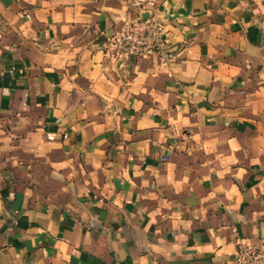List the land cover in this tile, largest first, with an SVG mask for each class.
Listing matches in <instances>:
<instances>
[{
    "label": "crops",
    "instance_id": "0c3cea01",
    "mask_svg": "<svg viewBox=\"0 0 264 264\" xmlns=\"http://www.w3.org/2000/svg\"><path fill=\"white\" fill-rule=\"evenodd\" d=\"M147 1L170 67L106 50L118 1L0 0V264L264 245V0Z\"/></svg>",
    "mask_w": 264,
    "mask_h": 264
},
{
    "label": "built area",
    "instance_id": "2783aa9c",
    "mask_svg": "<svg viewBox=\"0 0 264 264\" xmlns=\"http://www.w3.org/2000/svg\"><path fill=\"white\" fill-rule=\"evenodd\" d=\"M118 1L137 11V18L107 40L106 50L123 57L149 59L162 67H170L174 55L166 46V23L159 9L147 0ZM142 12H150L146 19ZM236 264H264V245H240L235 255Z\"/></svg>",
    "mask_w": 264,
    "mask_h": 264
},
{
    "label": "water",
    "instance_id": "95a60500",
    "mask_svg": "<svg viewBox=\"0 0 264 264\" xmlns=\"http://www.w3.org/2000/svg\"><path fill=\"white\" fill-rule=\"evenodd\" d=\"M141 15H142V18L146 19L150 16V12H142Z\"/></svg>",
    "mask_w": 264,
    "mask_h": 264
}]
</instances>
